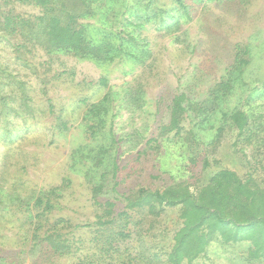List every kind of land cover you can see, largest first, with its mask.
<instances>
[{"label": "trees", "instance_id": "obj_1", "mask_svg": "<svg viewBox=\"0 0 264 264\" xmlns=\"http://www.w3.org/2000/svg\"><path fill=\"white\" fill-rule=\"evenodd\" d=\"M117 1L0 0V43L9 46L13 54L12 59L0 61V139L6 147L0 159V173L10 166V146L21 136L16 129L18 121L27 125L37 117V90L45 98L39 99L53 115L54 127L60 132L69 129L62 110L55 111L47 96V84L58 80L62 72L50 76L48 69L39 75L27 53L40 49L50 58L64 54L102 64L119 57L140 60L138 54H142L146 57L141 59V66L152 65L148 62L151 53L146 54L150 42L139 41L126 31L116 32L118 43L107 36L96 40L88 32L84 20L101 8L113 9ZM211 1L214 0H135L133 4L143 8L139 15L143 22L154 19L162 26L176 13L191 19L198 6L201 5L202 13ZM215 1L235 2L242 8L251 3ZM15 4L32 6L38 13L15 11ZM249 47L240 41L232 45L223 73L204 99L192 101L184 92L175 94L168 106L167 121L132 158L135 161L139 156H160L176 138L185 140L188 148L196 151L188 159L190 165L201 163L193 184L174 180L161 186L138 185L122 194L123 206L117 210L116 200L99 199L102 184L93 185L91 200L98 212L93 221L82 224L58 214L63 207V191L70 183L67 177L60 185L34 192L25 203L16 192V202L11 201L15 205L10 204L9 208L22 213L20 240L21 244L28 243L27 253L39 250L45 259L73 258L69 264H264V89L253 86L249 90V108L222 111L220 123L207 144L197 142L195 131L185 126L189 111L199 117L197 124L214 114L249 65ZM12 60L18 67L9 63ZM22 67L35 75L34 80L21 73ZM97 84L106 87L108 82L100 77ZM141 91V84L133 86L131 100L135 101ZM107 98L106 94L101 101L89 104L81 100L86 104V129L93 133L104 125L109 110ZM197 145L201 148L196 149ZM104 154L106 149L99 146L92 156L94 166L104 162ZM113 167L117 168L115 164ZM83 228L90 232V239L77 234ZM8 259L0 256V264H19Z\"/></svg>", "mask_w": 264, "mask_h": 264}, {"label": "rangeland", "instance_id": "obj_2", "mask_svg": "<svg viewBox=\"0 0 264 264\" xmlns=\"http://www.w3.org/2000/svg\"><path fill=\"white\" fill-rule=\"evenodd\" d=\"M134 1L119 0L113 9L101 8L84 23L96 40L107 36L118 43L116 32L126 31L139 41L150 42L146 50V54L151 53L154 57H149L150 67L141 66V59L146 57L142 54H138L140 60L119 57L104 64L64 54L50 58L40 49L26 54L36 64L39 75L47 73L48 69L50 76L62 72L58 80L47 84V96L52 99L55 111L62 110L69 129L60 132L54 127L53 115L37 90V117L27 125L18 121L16 129L21 136L10 146V166L0 173L1 257L19 264H69L74 261L70 257L45 259L39 255V250L27 253L28 243L21 244L20 240L22 213L9 208L11 201L16 202V192L25 203L34 192L60 185L67 177L70 183L63 191V207L58 214L82 224L93 221L98 212L91 200L93 185L102 184L99 199L116 200L117 210L123 206L122 194L138 185L161 186L174 180H187L193 184L201 163L190 165L188 159L196 151L188 148L185 140L176 138L160 156H139L135 161L132 158L147 139L157 134L159 125L167 121L168 106L175 94L184 92L192 101L207 96L209 87L223 73L235 42L249 44V65L206 122L197 124L199 117L189 111L185 126L195 131L197 142L207 144L220 123L222 111L249 108V90L253 86L264 89L261 87L264 83V0H251L244 8L235 2L221 4L214 0L206 3L202 13H199L201 5L198 6L191 19L176 13L162 26L154 19L143 22L139 17L143 8H135ZM14 6L15 11L38 13V9L29 5ZM12 56L11 48L0 43V61H8ZM9 63L18 67L13 60ZM21 73L34 80L35 75L29 70L22 67ZM100 77L107 79L106 87L97 84ZM138 84L142 85V91L133 101L131 88ZM106 94L109 110L101 131L93 133L86 129L83 119L86 104L101 101ZM83 99L86 104L81 101ZM261 119L264 127V118ZM1 139L0 159L6 148ZM99 146L106 149V159L94 166L92 156ZM84 155L89 158L80 159ZM81 233L90 239L87 228L77 234Z\"/></svg>", "mask_w": 264, "mask_h": 264}]
</instances>
